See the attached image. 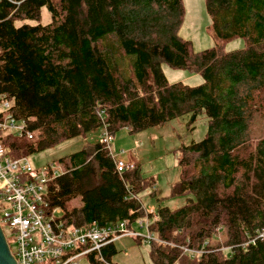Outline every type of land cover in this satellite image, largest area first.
Listing matches in <instances>:
<instances>
[{
    "label": "trees",
    "instance_id": "1",
    "mask_svg": "<svg viewBox=\"0 0 264 264\" xmlns=\"http://www.w3.org/2000/svg\"><path fill=\"white\" fill-rule=\"evenodd\" d=\"M18 2L0 0V96L34 135L3 136L11 155L87 138L101 127L110 135L122 128L137 133L203 113L206 134L188 146L192 156L181 158L164 196L185 202L155 207L150 258L153 264H264V237H258L264 230V0H205L215 45L201 50L179 34L184 0ZM42 7L51 22L27 23L40 20ZM237 38L244 47L226 51ZM162 64L204 81L171 83ZM59 162L68 171L46 183L45 199L62 209L67 224L133 223L146 214L141 192L161 199L154 179L138 165L118 171L100 141ZM182 247L195 253L181 254ZM116 251L113 241L86 258L113 263Z\"/></svg>",
    "mask_w": 264,
    "mask_h": 264
},
{
    "label": "rangeland",
    "instance_id": "2",
    "mask_svg": "<svg viewBox=\"0 0 264 264\" xmlns=\"http://www.w3.org/2000/svg\"><path fill=\"white\" fill-rule=\"evenodd\" d=\"M184 6L185 16L179 34L191 41L195 50L213 47L215 41L210 32L211 19L205 7V0H184ZM51 20L48 9L42 7L39 21L27 20L26 22L33 25L37 23L48 24ZM21 23L18 22L17 25ZM244 44L243 39L237 38L230 41L225 50L240 49L244 47ZM162 69L171 83L180 81L189 85H198L204 81L199 73H189L185 69H174L166 64H162ZM100 130L102 133V127L89 132L87 138L78 136L45 147L27 154V158L33 167L57 163L61 164L64 171H68L67 165L59 162V160L80 150L85 143H94L98 139ZM206 131L207 117L201 113L193 120L190 114H183L161 125L151 126L137 133H131L127 128H122L112 135L110 140L112 155L118 159L123 158L125 161H135L136 165L139 164L142 176L155 180V186L160 193L158 197L161 199L158 202V198L151 196L149 191L144 190L139 194L138 200L145 209L149 208L150 210V207H157L158 204L167 205L170 208L184 204L185 197L164 198V196L168 194L170 184L179 176L181 158L192 156L188 146L193 142L200 141L205 136ZM72 202H75L76 205L80 204L79 199ZM137 220L146 221V217L139 216ZM127 225L136 233H123L122 236L115 238L114 244L117 251L112 255L111 261L116 264H153L150 258L149 242L151 240L147 242L144 239L148 232L151 233L149 227L147 232V229L140 227L138 222L134 221L127 223ZM3 227L9 249L14 251L15 237L6 226ZM135 237H143V239L137 240ZM78 263L90 264L84 256L80 257Z\"/></svg>",
    "mask_w": 264,
    "mask_h": 264
},
{
    "label": "built area",
    "instance_id": "3",
    "mask_svg": "<svg viewBox=\"0 0 264 264\" xmlns=\"http://www.w3.org/2000/svg\"><path fill=\"white\" fill-rule=\"evenodd\" d=\"M8 1L19 4L18 0ZM102 128L100 142L114 158L118 171L134 169L135 161L112 155V135L106 127ZM9 134L28 139L34 135L29 121L15 115L10 102L0 96V226L4 235L6 226L15 237V249L10 251L17 264H79L80 257L86 258L90 252L101 255L102 248L123 233H136L126 220L103 226L94 221L81 226L67 224L62 209L51 207L45 199L46 183L66 171L61 164L33 167L27 156L13 157L10 147L1 141ZM141 208L146 212V221L136 222L148 232L149 224L157 218L156 209L155 206L145 209L142 205ZM258 237H264V230ZM144 239L149 242L156 238L148 232ZM192 251L182 247L181 254L195 253Z\"/></svg>",
    "mask_w": 264,
    "mask_h": 264
},
{
    "label": "water",
    "instance_id": "4",
    "mask_svg": "<svg viewBox=\"0 0 264 264\" xmlns=\"http://www.w3.org/2000/svg\"><path fill=\"white\" fill-rule=\"evenodd\" d=\"M0 264H17L0 226Z\"/></svg>",
    "mask_w": 264,
    "mask_h": 264
},
{
    "label": "crops",
    "instance_id": "5",
    "mask_svg": "<svg viewBox=\"0 0 264 264\" xmlns=\"http://www.w3.org/2000/svg\"><path fill=\"white\" fill-rule=\"evenodd\" d=\"M100 134H101V130H100V133H99V135H98V139H96V141L95 142H98L99 140H100ZM121 159V158H120ZM123 159V158H122ZM138 166H139V164H138ZM167 206V205H166ZM118 240V239H117ZM116 241V240H115ZM114 241V242H115Z\"/></svg>",
    "mask_w": 264,
    "mask_h": 264
},
{
    "label": "bare ground",
    "instance_id": "6",
    "mask_svg": "<svg viewBox=\"0 0 264 264\" xmlns=\"http://www.w3.org/2000/svg\"><path fill=\"white\" fill-rule=\"evenodd\" d=\"M4 228V227H3ZM4 230V229H3Z\"/></svg>",
    "mask_w": 264,
    "mask_h": 264
}]
</instances>
